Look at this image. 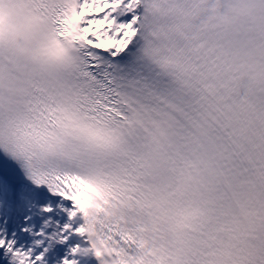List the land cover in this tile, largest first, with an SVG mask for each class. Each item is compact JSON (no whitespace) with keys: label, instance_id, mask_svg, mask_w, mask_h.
<instances>
[{"label":"snow or ice","instance_id":"obj_1","mask_svg":"<svg viewBox=\"0 0 264 264\" xmlns=\"http://www.w3.org/2000/svg\"><path fill=\"white\" fill-rule=\"evenodd\" d=\"M26 8L22 23L0 24V264H264V0ZM202 14L225 30L247 19L252 98L221 115L208 99L229 55L204 42ZM163 17L177 37L168 53L138 51L141 29ZM178 143L236 190L244 222L194 256L160 241Z\"/></svg>","mask_w":264,"mask_h":264},{"label":"clouds","instance_id":"obj_2","mask_svg":"<svg viewBox=\"0 0 264 264\" xmlns=\"http://www.w3.org/2000/svg\"><path fill=\"white\" fill-rule=\"evenodd\" d=\"M208 2V0H205ZM223 3L224 0H215ZM239 2V0H234ZM27 0H5L0 6V24H20L27 15ZM201 20L208 28L204 42L218 53H228L229 60L221 56L216 67V87L209 93V105L221 115L225 106H233L243 98L251 99L250 89L254 87L244 62L243 38L247 19L237 18L225 30L202 14ZM199 23V21H198ZM177 39L173 22L163 17L154 23L151 31L141 29L137 50L147 47L159 55H166ZM235 57V59H231ZM231 63V67L227 64ZM227 83L231 91L223 85ZM264 99V92L260 93ZM239 111V109H237ZM241 118L242 112L239 113ZM217 136H223L217 129ZM163 205L161 214L160 241L182 255L194 256L207 244H219L229 239L235 230H242L243 217L235 189L211 175L201 160L199 150L178 143L172 151V164L163 179Z\"/></svg>","mask_w":264,"mask_h":264}]
</instances>
